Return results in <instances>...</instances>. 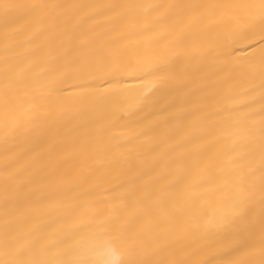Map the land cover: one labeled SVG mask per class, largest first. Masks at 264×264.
<instances>
[{
	"label": "snow or ice",
	"instance_id": "obj_1",
	"mask_svg": "<svg viewBox=\"0 0 264 264\" xmlns=\"http://www.w3.org/2000/svg\"><path fill=\"white\" fill-rule=\"evenodd\" d=\"M85 8L90 11L80 15L78 10ZM137 10H143L145 17ZM149 11L155 13L150 22ZM100 16L118 20L128 36L160 25L158 36L167 39L171 32L165 22L171 19L173 30L186 20L185 27L196 26L211 38L210 46L202 48L198 58L209 62L214 75L234 73L222 79L208 97L216 101L211 116L217 119L212 129L227 145L226 162L209 166L190 158L173 161L184 164L175 183H165L167 174L146 181L144 177L151 171L120 179L103 161L86 163L82 175L66 189L65 216L27 232L6 221L0 236V264H98L90 243L98 233L121 247L120 264H264V0L187 5L0 0L6 36L9 28L19 31L17 25L47 28L62 46L67 44L64 54L43 73L47 79L38 97L41 103L33 98L13 119V129L35 121L55 123L69 115L87 124L94 113H111L113 105L120 103L121 93L100 92L95 81L110 85L122 83L123 77L144 81L147 87L138 103L148 100L154 91L184 86V73L177 66L191 52L182 40L169 41L159 59L145 65L133 50L101 43L92 36ZM238 45L250 48L249 55L235 58ZM238 59L246 63L238 64ZM8 72L6 68V104L10 93L22 83L18 74L9 80ZM69 82L76 91L65 88ZM83 147L87 153L88 145ZM112 147L118 151L123 145ZM119 158L125 154L119 153ZM10 166L6 161L5 171ZM193 169L207 173L208 184L219 179V189L230 193L225 210L202 222L195 218V202L189 203L190 197L173 195L183 183V175ZM145 221L159 230L165 243L151 246L146 242L145 232L136 227Z\"/></svg>",
	"mask_w": 264,
	"mask_h": 264
},
{
	"label": "bare ground",
	"instance_id": "obj_2",
	"mask_svg": "<svg viewBox=\"0 0 264 264\" xmlns=\"http://www.w3.org/2000/svg\"><path fill=\"white\" fill-rule=\"evenodd\" d=\"M48 4L102 5L120 4H240L255 0H27ZM80 15L89 9L78 10ZM164 9H161L163 12ZM144 18L143 10H137ZM155 13L149 11V22ZM165 22L170 35L158 36L160 25H152L148 31L128 36L125 25L107 16H100L92 36L101 43L127 47L139 54L145 64L159 59L160 52L169 41L180 39L191 56L179 64L184 73L181 89L167 88L148 94V100L138 103L147 87L144 81L123 77L122 83L107 84L95 81L98 91L120 92V103L113 105L111 113H94L84 124L71 115L55 123L35 121L22 128L13 129V119L29 107L33 98L43 92L42 83L47 72L67 44L63 46L57 36L37 27L17 25L19 31L8 29L5 35L0 21V236L6 221L21 232L48 225L66 215L68 195L66 189L82 175L83 169L99 161L110 165L113 174L126 179L140 171H151L144 177L153 180L167 174L165 183H175L184 164L173 163L182 158L202 160L204 165H223L226 162L227 145L213 132L215 117L211 116L216 101L208 99L219 82L234 73L213 74L209 62L198 58L202 48L209 47L211 38L200 28L171 25ZM184 29L181 31V29ZM251 52L243 45L236 46L235 58H243ZM238 64L246 63L242 59ZM8 79L17 74L22 83L10 93L5 103V70ZM73 82L65 85L68 91H76ZM258 83V81H257ZM127 89L124 92L122 90ZM68 94L67 92L65 93ZM46 110L41 108V111ZM123 145L118 151L112 146ZM84 145H88L87 153ZM111 149V150H110ZM124 153L125 158H119ZM88 157L87 162L85 157ZM11 166L5 171V162ZM220 181L207 183V173L193 169L183 175V183L173 190V195L190 197L195 202V218L205 221L225 210L230 195L227 189H219ZM7 201V203H6ZM183 199L181 203H183ZM145 232V240L151 246L163 244L159 230L147 221L136 226Z\"/></svg>",
	"mask_w": 264,
	"mask_h": 264
},
{
	"label": "clouds",
	"instance_id": "obj_3",
	"mask_svg": "<svg viewBox=\"0 0 264 264\" xmlns=\"http://www.w3.org/2000/svg\"><path fill=\"white\" fill-rule=\"evenodd\" d=\"M90 243L98 264H120L124 253L114 240L103 233H98L92 237Z\"/></svg>",
	"mask_w": 264,
	"mask_h": 264
}]
</instances>
